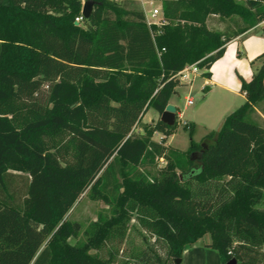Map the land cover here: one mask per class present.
I'll use <instances>...</instances> for the list:
<instances>
[{"label": "trees", "instance_id": "16d2710c", "mask_svg": "<svg viewBox=\"0 0 264 264\" xmlns=\"http://www.w3.org/2000/svg\"><path fill=\"white\" fill-rule=\"evenodd\" d=\"M92 1L83 29L81 0H0V264H131L88 251L123 237L132 218L153 238L132 264H176L206 234L222 264H260L264 124L250 114L264 100V62L217 131L195 142L188 126L187 150L151 138L176 120L133 129L149 107L161 115L184 66L210 77L225 44L264 20V0H163L150 26L140 9ZM84 193L112 214L71 244L80 226L63 217Z\"/></svg>", "mask_w": 264, "mask_h": 264}, {"label": "rangeland", "instance_id": "374dc122", "mask_svg": "<svg viewBox=\"0 0 264 264\" xmlns=\"http://www.w3.org/2000/svg\"><path fill=\"white\" fill-rule=\"evenodd\" d=\"M85 0H81V8L80 14L75 17H79L81 15L82 5ZM117 2H121L128 6V8H136L140 9L137 5L131 4L129 0H116ZM145 9H151L152 5L147 2L145 4ZM161 9V8H160ZM143 11V10H142ZM81 28L87 29L89 28V24L85 20L75 21ZM223 25L222 21L217 17H212L208 21V27L212 29H219ZM264 62V60H263ZM198 77L197 80H194L192 84L186 85H179L176 87L175 92V99L179 103V108L183 111V118L180 120L176 117L177 128L175 130V134L172 138V146L168 145L169 147L178 149L180 151H185L188 149L190 144V136L188 134V124H183V122L188 118L189 115L197 116L196 109L199 105L200 99L203 95V91L199 89L200 83L202 81V77ZM185 96L192 98V103L194 105H190L187 108L185 107ZM201 116V117H200ZM205 119L202 115H198L197 119ZM252 120L257 121L259 123L264 124V100L259 102L255 110L250 114ZM159 115L156 110L152 107H149L147 111L143 114L140 122L136 125L133 129V132L137 135H141L144 131L142 129V125H153L159 119ZM205 121V120H204ZM217 127V126H214ZM216 129V128H214ZM205 130L202 126H196L192 135V138L195 142H201L203 138V134ZM164 135L162 132H154L152 134V139L159 138L160 135ZM154 140V139H153ZM175 146V147H174ZM167 159L164 156L156 157L155 162L150 169L152 174H157L160 170L166 165ZM264 206V205H263ZM101 214L102 217H110L112 214V205L109 203L104 202L101 199L91 198L87 194H83L69 209V211L63 217V220H67L70 223H78L80 226V230L75 238H69L68 242L71 244L82 245L87 241V235L84 234V230L94 221L97 220L98 215ZM125 234L124 236H117V238H109L99 249H90L88 251L89 254L93 255L96 254L100 258L104 260H110V263L113 261H123L128 260L129 263H133L135 258L137 259V254L148 244L152 243L153 238L149 236L147 232H145L142 228H140L136 221L132 218L128 225L124 226ZM120 237H122L120 239ZM210 241V236L208 234L204 235L196 245L204 246L206 242ZM158 253L164 256V250L160 246L155 247ZM211 253L202 252L199 254V264H218V261L214 259V254L216 255L217 252L211 249ZM263 256L261 259L260 264H264V248L262 249ZM111 253L113 256H111ZM136 264H145L143 262H136ZM172 264V263H169ZM180 264H195L191 260H187L183 262L181 261ZM222 264V263H221Z\"/></svg>", "mask_w": 264, "mask_h": 264}, {"label": "crops", "instance_id": "0c3cea01", "mask_svg": "<svg viewBox=\"0 0 264 264\" xmlns=\"http://www.w3.org/2000/svg\"><path fill=\"white\" fill-rule=\"evenodd\" d=\"M129 1L131 4L137 5L140 10L148 12L154 7L161 8L163 0ZM147 2L152 5L151 9H145L144 6ZM262 54H264V20L225 44L223 55L214 61L208 70L210 77L201 75L202 81L199 89L203 91V95L196 113L205 119H200L201 116L197 119L198 115L196 117L189 115L183 124L192 125L194 129L196 126H202L205 130L203 136L210 131H217L225 116L244 103L245 97L241 92V83L242 81H249L254 71L261 66L264 60V56L261 57ZM197 79L198 77L195 80ZM175 94L177 93L172 94L168 104H172L176 108L175 115L180 120L184 114L179 108L178 101L174 98ZM190 105L194 104L185 103L184 109ZM174 134L175 132L171 135L161 134L159 138L153 137V139L165 146H172ZM206 250L208 253L212 252L211 248L199 245L187 248L182 254V262L192 258L193 263L199 264V254L206 253ZM213 257L218 261V264H221L218 254H214Z\"/></svg>", "mask_w": 264, "mask_h": 264}, {"label": "built area", "instance_id": "2783aa9c", "mask_svg": "<svg viewBox=\"0 0 264 264\" xmlns=\"http://www.w3.org/2000/svg\"><path fill=\"white\" fill-rule=\"evenodd\" d=\"M145 22L148 26L155 24L158 25L162 22V11L160 8L154 7L148 12L143 11ZM82 14L75 19V21L82 20ZM206 69L200 68L197 63L184 66L181 70L177 71L174 77L181 85L192 84V82L203 74ZM187 104L192 103L191 97L185 98Z\"/></svg>", "mask_w": 264, "mask_h": 264}, {"label": "water", "instance_id": "95a60500", "mask_svg": "<svg viewBox=\"0 0 264 264\" xmlns=\"http://www.w3.org/2000/svg\"><path fill=\"white\" fill-rule=\"evenodd\" d=\"M93 4H94V1H92V0H85L84 1L83 5H82V10H81V14H82L83 18L89 17V15L92 11ZM175 111H176V108L172 104H167L165 109L163 110V112L160 115V120L165 124L172 125L175 121ZM181 261H182L181 258H177L175 260L176 264H180ZM224 264H237V260L235 258H231L230 260H228Z\"/></svg>", "mask_w": 264, "mask_h": 264}]
</instances>
